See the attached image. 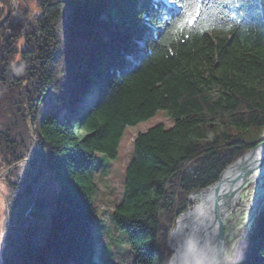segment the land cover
Listing matches in <instances>:
<instances>
[{"label":"trees","instance_id":"trees-1","mask_svg":"<svg viewBox=\"0 0 264 264\" xmlns=\"http://www.w3.org/2000/svg\"><path fill=\"white\" fill-rule=\"evenodd\" d=\"M37 3L32 23L0 29V148L14 164L1 264H107L90 230L96 158L115 159L126 127L160 109L173 123L136 135L113 220L134 264H167L190 195L264 140L241 138L264 127V0H196L186 27L189 0ZM46 173L49 213L35 191ZM228 264H264V206Z\"/></svg>","mask_w":264,"mask_h":264},{"label":"rangeland","instance_id":"rangeland-1","mask_svg":"<svg viewBox=\"0 0 264 264\" xmlns=\"http://www.w3.org/2000/svg\"><path fill=\"white\" fill-rule=\"evenodd\" d=\"M16 1L17 0H10L11 13L8 20L3 24V26L7 24L5 29L6 36L11 34L12 26H26L34 21L36 14L40 13L37 0H19L20 5L18 6L16 5ZM6 11L3 16L6 14ZM19 44L22 45V39H20ZM159 123L165 126L172 125L173 120L166 110L160 109L153 117L141 121L136 125L127 126L120 141L118 155L115 159H106L103 158L102 155L96 158L94 179L97 183V192L93 199L95 210L90 220V230L93 235V241L96 243V250L107 264H134V254L128 243L126 233L116 226L113 220V214L117 204L121 201L123 196L126 167L133 156V142L136 135ZM241 138L249 142L262 139L264 138V127L245 130L241 134ZM3 158L4 154L0 148V264L2 260V249L5 246L3 221L5 218L6 197L9 188L3 176L14 166V164H12L8 167H4ZM38 185L39 186H35L37 194L41 195L42 192L47 191L49 195L46 207V213H49L51 208H53L52 202L54 201V192L58 184L54 180L49 179V175L46 173ZM263 206L264 176L250 182L244 188L240 200L234 207L232 214L226 220L224 228V235H226V248L224 253L226 257L221 264H228V261L241 249V242L251 230L255 216ZM172 231L168 236L167 245L170 254L169 262L172 255V250L169 248V239ZM169 262L167 264H169Z\"/></svg>","mask_w":264,"mask_h":264},{"label":"bare ground","instance_id":"bare-ground-1","mask_svg":"<svg viewBox=\"0 0 264 264\" xmlns=\"http://www.w3.org/2000/svg\"><path fill=\"white\" fill-rule=\"evenodd\" d=\"M264 176V143L257 145L224 175L191 194V205L179 218L169 239V264H221L225 256L224 228L244 188Z\"/></svg>","mask_w":264,"mask_h":264},{"label":"snow or ice","instance_id":"snow-or-ice-1","mask_svg":"<svg viewBox=\"0 0 264 264\" xmlns=\"http://www.w3.org/2000/svg\"><path fill=\"white\" fill-rule=\"evenodd\" d=\"M189 5L193 7V10L189 11L188 8L185 7L184 16L178 21V27H186L193 24L195 15L198 14L199 4L196 3V0H189Z\"/></svg>","mask_w":264,"mask_h":264},{"label":"water","instance_id":"water-1","mask_svg":"<svg viewBox=\"0 0 264 264\" xmlns=\"http://www.w3.org/2000/svg\"><path fill=\"white\" fill-rule=\"evenodd\" d=\"M5 1V3H6V6H7V11H6V14L2 17V18H0V28L3 26V24L8 20V18H9V16H10V13H11V4H10V0H4ZM261 143H264V140L263 141H261L260 143H258L257 145H259V144H261ZM257 145H255L254 147H252L251 149H249L246 153H248L249 151H251V150H253V148H255ZM246 153H244L242 156H240L239 158H241V157H243ZM238 158V159H239ZM237 159V160H238ZM237 160H235L234 162H236ZM234 162H232V163H234ZM231 163V164H232ZM229 166V165H228ZM227 166V167H228ZM227 167H226V169H227ZM225 169V170H226ZM224 170V171H225ZM223 171V172H224ZM222 175V174H221ZM221 175H220V177H221ZM219 177V178H220ZM182 214V213H181ZM180 214V215H181ZM225 234V233H224ZM223 241H224V248H226V235H224V239H223ZM225 252V251H224Z\"/></svg>","mask_w":264,"mask_h":264},{"label":"built area","instance_id":"built-area-1","mask_svg":"<svg viewBox=\"0 0 264 264\" xmlns=\"http://www.w3.org/2000/svg\"><path fill=\"white\" fill-rule=\"evenodd\" d=\"M16 5L18 6V5H20V2H19V0H17L16 1ZM18 13V12H17Z\"/></svg>","mask_w":264,"mask_h":264}]
</instances>
